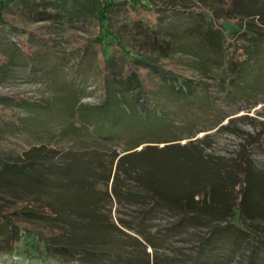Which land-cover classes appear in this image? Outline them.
I'll return each instance as SVG.
<instances>
[{"label":"trees","instance_id":"16d2710c","mask_svg":"<svg viewBox=\"0 0 264 264\" xmlns=\"http://www.w3.org/2000/svg\"><path fill=\"white\" fill-rule=\"evenodd\" d=\"M145 1L0 0V31L7 15L15 8L22 17L34 23H47L56 31L70 28L90 32L82 49L67 50L64 63L69 65L65 74L68 82L56 84L63 85L68 92L59 99L57 108L50 107L46 101L32 106L24 101L11 105L12 100L0 97V124L5 126L0 128V133L14 135L23 127L30 128L44 113L55 120L66 115L70 119L68 126L73 127L76 125L73 117L77 114L82 122L79 127L89 137L97 136L106 142L102 145L125 138L130 152L144 144L174 143L172 147H181L184 151L178 154L192 161V168L183 175L177 173L163 187L147 185L144 192L131 194L130 203L138 208V217L134 222L119 220L121 228L114 223L100 224L98 214H86L85 208L84 211L81 207L67 210L49 200L34 198L7 208L0 203L2 263L8 260L9 264H130L122 256V245L114 235V232L125 233V229L129 233L124 235L134 245L150 248L167 247L168 243L162 242L180 235L193 237L197 242V251L190 258L155 255L150 260L148 254L145 264H233L238 260L245 264H264V174L256 168L250 153L260 146L264 133L242 137L238 151L228 158L210 155L202 158L193 152L191 141L184 146L177 144L201 131H187L189 128L184 125H190L191 119L187 117L183 123L174 111L182 106L209 109L212 104L209 89L215 81L219 83L218 89L230 97L225 92V84L241 79L249 65L261 60L254 51H257L255 43L264 41V0H222L224 16L212 17L219 21H237L241 31L231 33L240 31L238 46L226 41L223 26L216 27L205 10L193 11V1L207 8V0H179L177 5L176 2L167 5ZM152 11L151 18H144V14ZM198 42L202 54L223 55L222 63L216 64L217 71H210L213 62L209 67H196V54L201 53L195 49ZM14 56L10 54L6 63H0L2 73L19 63L12 60ZM36 64L40 66L42 62L33 63L38 68ZM83 64L95 65L98 75L93 77L81 71ZM196 74L198 77L194 78ZM98 82L102 85V91H96L103 100L101 104L95 108L80 105L79 92L84 89L93 92V85ZM164 92L174 97L171 105L174 110L156 107L158 95ZM9 106L24 110L21 113L25 115L20 116ZM2 108L11 110L10 118L1 112ZM166 119L171 123L164 127L168 123ZM157 131L166 132L172 139L143 140ZM147 149L142 154L152 150ZM54 152L34 147L24 155H15L0 149V184L18 182L19 186L43 189L65 185L70 180L75 186L91 172L97 176L106 172L103 164L91 162L83 166L80 160L78 170L73 172L70 168L75 159L69 164H59L53 160ZM133 155L120 157L116 167L121 168ZM161 161L166 166L177 164L180 159L178 155L176 159L163 156ZM175 169L179 170V164ZM90 185L89 182L87 187ZM89 190L93 191V187ZM157 213L169 217L170 221L162 227L153 224V220H159ZM200 227L206 232L202 234ZM149 228L157 230L148 233ZM98 230L101 239L97 237ZM142 263L141 260L139 264Z\"/></svg>","mask_w":264,"mask_h":264},{"label":"rangeland","instance_id":"374dc122","mask_svg":"<svg viewBox=\"0 0 264 264\" xmlns=\"http://www.w3.org/2000/svg\"><path fill=\"white\" fill-rule=\"evenodd\" d=\"M150 1L167 5L175 2L176 5L180 3L179 0H147L145 2ZM206 3L208 4L207 8L193 1V11L200 12L205 10L204 12L208 15V19L216 27L221 28L223 26L226 41L238 46L240 44L238 38L240 37L239 32L241 29H239L240 25L237 21H223V19L219 21L212 18H216V15L218 17L224 16L223 9L225 5L223 1L207 0ZM191 8L189 10H192ZM213 12H215V15ZM152 13L154 11L144 14V18H151ZM7 16L5 24L2 25L0 31V63H6L7 56L10 54L19 55L21 58L14 56L12 60L19 63L11 65L4 73L1 72L2 69L0 68V97L12 100L11 105L20 104V102L24 101L32 106L41 101H46L50 103V107L57 108L59 99L68 92L63 85L57 87L56 84V82L60 84H67L68 82L65 74L67 71L66 67L69 65L66 62L64 63V59L68 56L67 52L71 49H82L89 39L90 32L88 30L80 31L79 29L70 28L56 31V29L49 27L47 23H34L22 17L21 13L15 8ZM237 30L240 31L231 33ZM255 47L257 51H254V54L259 55L262 61L259 59L256 64L249 65L241 79L238 78L233 82L229 80L225 84V92L230 95L228 98L218 89L219 83L213 82L212 87L209 89L210 100L212 101L209 109L182 106L180 109L174 110L171 106L175 100L174 97L169 94L167 96L166 92L158 95L156 107L176 111L182 118L183 123V120L189 117L191 119L190 125H184L189 128L187 131L190 130L191 133L201 131L192 139L178 141L177 144L179 146H184L191 141L193 152L200 154L202 158L208 155L215 158H228L238 151L243 143L242 137L249 138L250 136L264 133V64H261L262 62L264 63V41L256 42ZM195 49L201 52L196 54V67H201V65L209 67L213 62L214 67L211 66L210 71H217L216 64L219 61L222 63L223 55L211 54L209 56L207 52L202 54L203 50L199 42L196 44ZM23 59L25 61L20 62ZM34 62H42V64L40 66L36 64L39 67L35 68ZM80 69L93 77L98 75L95 65L85 67L83 64ZM178 69H181V67L179 68L178 66ZM182 72L188 74L186 71ZM183 73L182 75L185 74ZM195 77H198V75H194ZM205 82L212 84L210 80ZM70 87L68 88L67 86L68 89ZM93 88V92L81 88L84 90L79 92L77 100L80 105L95 108L101 104L100 102L103 100L96 91L99 89L102 91V85L98 82L93 85ZM10 106L9 108L19 112L20 116L25 115V113H21L24 110ZM147 106L153 107L155 105L147 103ZM4 108L1 109V112L7 118H10L11 110L4 111ZM56 114L58 115V113ZM42 115L44 117L38 118L33 126L30 128L23 127L21 128L22 131L14 135L1 132L0 149L10 151L15 155H24L34 147H45L46 150L55 151L52 156L56 163L69 164L75 159L74 165L70 168L73 172L78 170L77 162L79 160L83 166L85 164L87 166V163L91 162L99 166L103 164L106 167V172L104 174L100 173L99 176L95 172H91L85 176V179L82 177L83 181L75 186L71 185L73 182L70 180L65 185L61 184L50 188L43 187V189H34V187L30 186L24 187L25 185L19 186L17 185L19 184L18 182H13L9 185L2 183L0 184V203L5 207L24 200L38 198L52 201L56 205H62L67 210L81 207L84 211L85 208L84 212L86 214L92 212L96 215L98 214L97 217L101 221L100 224L110 226L114 223L118 228H121L119 220L134 222L133 219L138 217V208L130 203L132 202L129 199L131 194L144 192V186L147 185L163 187L167 181H172L177 173L178 175H183L188 169L192 168V161H187L181 157L182 155H179L184 152L183 149L171 146L174 143L144 144L128 152V141L125 138L112 144L108 142L105 146L102 144L106 142L98 140L97 136L92 138L86 135L79 127L82 122L77 119V114L73 117L76 124L73 127L68 126L70 119L66 115L63 117L58 116L56 120L54 118L53 120L51 116H47V113ZM39 121H41V124L43 123L42 127H40ZM166 121L168 123L163 124V126H170L171 122L169 119H166ZM4 127V124L1 123L0 128L4 129ZM260 138V146L251 149L250 153L256 168L264 174V135ZM171 139V136H166V132L159 133L157 131L152 132L143 140L160 141ZM147 148H152V150L146 151L149 154H142ZM129 153H133L134 157L129 158L127 161L125 160L122 167L117 168V160ZM162 155L169 158L175 157V159L178 155L180 159L177 162L179 170L175 169L176 163H172V165L167 163L166 166H163ZM124 172H128V174ZM89 182L91 185L87 187ZM91 186L93 191L89 190ZM85 189L88 190L85 191ZM155 216L159 220H153L155 222L153 224L158 225V227H162V225L170 221V218L162 213H157ZM71 218L75 219V216L71 215ZM147 224L149 226L150 223ZM64 227L66 228V226ZM90 230L94 232V228ZM156 230L149 228L147 232L154 233ZM111 231L114 232V230ZM123 231L129 233L125 229ZM200 231L202 234L206 232L202 227H200ZM125 233L114 232V235L119 240L120 245H122V256L127 258V260L129 259L130 264H139L141 260L143 261L142 264H145L148 260V254L150 260L155 255L190 258L197 251L198 245L193 237L187 238L184 235H180L168 240V242H162L163 244L168 243L167 247L150 248L149 246L134 245L124 235ZM96 234L99 239L102 238L99 230L96 231ZM243 249H246L245 244ZM248 251L246 249V254H248ZM0 264H9V261L7 260L4 263L0 261ZM233 264L245 263L238 260L233 262Z\"/></svg>","mask_w":264,"mask_h":264}]
</instances>
